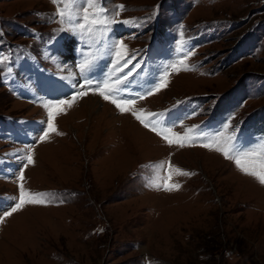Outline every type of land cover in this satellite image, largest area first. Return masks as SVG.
<instances>
[{"label": "rangeland", "instance_id": "374dc122", "mask_svg": "<svg viewBox=\"0 0 264 264\" xmlns=\"http://www.w3.org/2000/svg\"><path fill=\"white\" fill-rule=\"evenodd\" d=\"M100 4L117 21L144 24L139 31L114 34L112 41L116 35L126 52L158 32L161 49L150 44L146 61L168 55L153 62L152 69H159L147 85L154 90L167 68L166 86L152 95L142 92L144 99H135L133 110L157 131L172 128L178 137L192 139L183 147L169 144L89 88L87 95L77 90L59 98L76 96L61 106L53 119L55 131L42 141L48 109L41 100L47 96L39 100L37 85L31 84L69 71L66 42L56 55L49 44L81 34L59 30L70 25L60 23L52 0H0V122L12 125L18 142L30 138L18 145L21 149L0 139V159L8 157L18 167L0 173V217L18 202L21 183L28 192L48 194L49 201L25 204L0 222V264H264V185L215 145L201 146L229 120L236 130L234 143L243 150L264 142V0ZM155 13L160 28L153 27ZM104 35L95 28L81 38L101 49L109 42ZM182 59L188 70L169 67ZM135 81H123L114 95L135 98L130 90L121 91ZM191 97V112L178 120V105L186 107ZM210 108L215 116L201 131L197 122ZM1 129L0 135H7V127ZM175 168L192 175H178ZM153 181L180 188L165 191Z\"/></svg>", "mask_w": 264, "mask_h": 264}, {"label": "snow or ice", "instance_id": "6c2138e0", "mask_svg": "<svg viewBox=\"0 0 264 264\" xmlns=\"http://www.w3.org/2000/svg\"><path fill=\"white\" fill-rule=\"evenodd\" d=\"M52 3L57 6L56 16L60 18V23L69 24L70 26L65 28L61 27L60 31H71L72 33L81 34L82 38L84 35L93 33L96 26H104L105 32L108 30V26L115 23H128V21H117L115 17L109 16L107 11L101 6L100 0H52ZM61 5H63L61 7ZM123 6H117V10H122ZM118 15V11H117ZM79 17V22L73 23L76 18ZM126 45L122 40H113L111 42V49L115 53L116 59L113 62L112 68L110 69V74L115 72L122 71L123 68L127 67L128 64L132 62L134 57L128 56L125 51ZM127 57V58H126ZM187 57H185L186 59ZM2 62V59H0ZM122 62V63H121ZM177 64L180 66L177 67ZM177 64L170 65L169 67L173 70H188L187 65L184 63V60H180ZM85 64H81L80 68L83 69ZM139 64L133 65L127 73L123 75V80H127L133 72L139 68ZM168 69L166 68L164 74L160 77V83L156 85L154 90H150L147 95H152L153 91H159L161 87H165V79L168 76ZM120 77H117L114 83L110 82V77L103 80V82L97 81L94 85L92 81H86L84 84L80 85L77 95L83 96L87 95L85 89L91 88L96 94H99L105 100L114 104L121 112H131L132 115L146 128H150L152 131H156L157 135L162 136L169 144L176 142L179 146H185L186 140H191V136L178 137L173 133L172 128H163L162 130L157 131L156 127L151 126L149 122L136 111L133 110L132 105L134 104L135 99H144V96L141 95L135 98H123L116 97L114 94L117 91V85L122 83ZM76 96H73L71 101L60 99L55 102H46L43 106L48 109V130L40 137L43 141L49 134V132L55 131L53 124V119L55 115L59 114L62 110L61 106L70 104L75 101ZM56 111H53V110ZM149 116L154 115L152 113L148 114ZM195 126H193V130ZM166 133L171 135H166ZM175 137V140L173 139ZM204 140L208 141L207 143H202L201 146L207 148H213L215 145V150L221 152L226 159L233 160L237 168L244 174L254 177L260 184L264 185V142L258 143L257 149H252L249 151L243 150V148L234 143L237 140L236 130L231 127V120H229L223 127V130L219 135L205 136ZM28 155L26 157L27 163L31 164L32 161V150L27 149ZM255 157V159H253ZM251 161V163H249ZM27 164L25 165V167ZM158 165L157 167H161ZM173 170L172 166L169 165V172ZM175 173L178 175H192L191 173L185 172L179 168L174 169ZM23 170H21V175L18 178L23 180ZM153 187H163L165 191L178 190L180 188L179 184L164 183L159 184L156 181L152 182ZM20 195L18 202L10 211L4 213L3 217H0V222L3 221L4 217L11 216L13 213L20 210L25 204H44L49 202L45 197L48 194L43 193H31L25 190L23 183L19 185Z\"/></svg>", "mask_w": 264, "mask_h": 264}, {"label": "bare ground", "instance_id": "6f19581e", "mask_svg": "<svg viewBox=\"0 0 264 264\" xmlns=\"http://www.w3.org/2000/svg\"><path fill=\"white\" fill-rule=\"evenodd\" d=\"M92 108V107H91Z\"/></svg>", "mask_w": 264, "mask_h": 264}]
</instances>
